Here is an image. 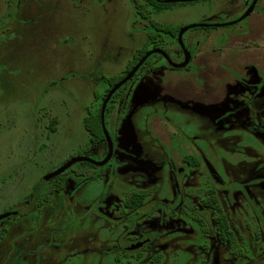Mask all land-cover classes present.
<instances>
[{
  "label": "rangeland",
  "instance_id": "obj_1",
  "mask_svg": "<svg viewBox=\"0 0 264 264\" xmlns=\"http://www.w3.org/2000/svg\"><path fill=\"white\" fill-rule=\"evenodd\" d=\"M18 1L0 0V215L31 209L36 185L74 156H106L105 141L91 149L84 117L100 107L105 78L123 75L148 40L142 23L132 28L131 0H20L21 18L40 13L27 26L15 20ZM253 2H177L151 17L172 26L229 20ZM165 39L175 53L177 40ZM194 39L188 67L154 55L146 67L157 68L140 70L111 102L116 151L107 166L79 176L73 169L83 165L74 164L63 190L0 223V264H264V115L255 117L264 89L248 86L254 77L264 84V0L237 24L186 30L183 41L193 47ZM245 82L250 89L239 90ZM240 107L250 112L245 127L225 121ZM189 157L196 165L180 174ZM209 188L236 235L232 247L200 205ZM145 189L143 205L127 214L125 200ZM150 232L149 247L124 252L128 239Z\"/></svg>",
  "mask_w": 264,
  "mask_h": 264
},
{
  "label": "flooded vegetation",
  "instance_id": "obj_2",
  "mask_svg": "<svg viewBox=\"0 0 264 264\" xmlns=\"http://www.w3.org/2000/svg\"><path fill=\"white\" fill-rule=\"evenodd\" d=\"M194 1H199V0H188V1H185V2H194ZM251 4L252 3H249L248 4V7L250 8V6H251ZM131 5H133V0H131ZM250 5V6H249ZM256 7H257V3H256V6H255V8H254V10L256 9ZM248 8V9H249ZM133 9V8H132ZM247 9V10H248ZM253 10V11H254ZM26 11V10H25ZM25 11L23 10V8H22V6H21V1L19 0L18 1V3L15 5V8H14V11H13V14L15 13V15H14V17H15V20H16V18H20V19H18V20H16V21H18L20 24H23V25H29V24H31L36 18V16H39V14L40 13H36L35 14V17L34 18H32L31 16H30V18H28V19H25V18H21V15L22 16H24L25 15ZM133 11H134V9H133ZM253 11L249 14V15H247L246 17H244V18H242V19H240L244 14H245V11H243L239 16H237V17H234L233 19H229V20H224V19H220V20H212V19H209V20H203V21H201L200 23H204V24H209L208 26H197V27H193V28H207V27H228V26H231V25H234V24H237V23H239V22H241L243 19H245V18H247L248 16H250L252 13H253ZM135 12V11H134ZM242 15V16H241ZM135 17H136V19L133 21V22H131V24L133 23L134 24V22H140V23H142L143 24V27L142 28H138L137 29V31L138 30H145V33H146V36H148V40L146 41V44H145V47L143 48V50H144V52L142 53V54H139V58L135 61L134 60V56H133V60H130V63L129 64H127V66H126V68H125V70H124V73H123V78L133 69V67L135 66V65H137L141 60H142V58L149 52V51H151V50H153V49H159V50H162V52L160 53V52H154V53H152V54H150V55H148L146 58H145V60L143 61V63L140 65V67L135 71V73H134V75L127 81V82H125L121 87H119L114 93H113V95L114 94H116V93H119V91L123 88V86L124 85H126V84H128L129 82H131L136 76H137V74L139 73V71L140 70H143V69H146V71H148L147 72V74H151L150 72H153L157 67H155V65H149L148 67H146L147 66V64H149L150 63V59H151V57H153L154 55H156L157 56V58L159 59V58H162L163 59V61L166 63V65H164V66H168V64L172 67V68H186V67H188L192 62H193V60H194V57H195V47L197 46L196 44H197V42H196V40L194 39V42H193V47L192 46H190L189 44H187V43H185L184 41V47L181 45V43H180V41H179V33H180V30L183 28V27H185V26H179V28H178V30H177V32L176 33H171V32H166L162 27H160L159 25L160 24H162V23H160V22H158V21H155V19H153L152 17H140L139 15H137L136 13H135ZM214 18H217V17H214ZM220 18V17H219ZM25 20V22H23V20ZM240 19V20H239ZM232 22V23H231ZM154 23V24H153ZM133 24H132V28H134V26H133ZM163 25V24H162ZM178 26V25H177ZM149 27H152L153 29H152V31H147V28H149ZM191 29V28H190ZM189 30V29H188ZM147 31V32H146ZM143 32V31H142ZM186 31H184V33H185ZM184 33L182 34V36L184 37ZM170 37V38H173L174 40H177V45H178V49L175 51V53H171L170 51H169V49L166 47V44L167 43H169L170 41H167L166 39H165V37ZM171 36H175V37H171ZM189 51L190 52V60H189V62L185 65V66H180V64L181 63H183L184 61H185V59H186V51ZM178 56H181L180 57V59H178ZM133 61H134V63H133ZM164 66H161V68H164ZM257 69V68H256ZM253 72V71H252ZM255 72H257V70L255 71ZM254 72V73H255ZM249 73H250V75H251V69H250V71H249ZM251 77L253 78V76L251 75ZM123 78H121L120 80H122ZM119 80V81H120ZM119 81H117L113 86H110L109 84H108V91L104 94V98H103V102H104V100H105V98H106V96H107V94L109 93V91L119 82ZM250 88H253V89H258V91L261 89H264V84H263V82L261 81V79H260V77L259 78H257L256 79V77H254L253 78V81H252V84L251 85H248ZM246 88L249 90L250 88H248L247 86H246V82L244 83V84H242L241 85V87H240V89L239 90H241V89H244V90H246ZM261 90H260V94H262V93H264V91L261 93ZM243 93H245L244 91H243ZM255 94H256V92H255ZM113 95H112V97H113ZM264 95V94H263ZM258 96V95H257ZM112 97L110 98V100L112 99ZM243 97H244V94H243ZM109 100V101H110ZM108 101V102H109ZM102 102V103H103ZM254 104H257V103H254ZM258 104H259V102H258ZM261 109V108H260ZM259 109V107L258 108H256V113H255V117H256V119H260L261 118V115H264V110L262 109V110H260ZM232 109H230V107L229 108H226L224 111H222V113H221V119H223V116H227L228 115V113L231 111ZM249 120H251V117H250V112H249V114H248V110H247V108H243V107H240V109H239V112L238 113H235V114H233V115H231V116H229L227 119H225V121H232V122H234V123H237L238 122V124L240 125V126H243L244 124L243 123H247V122H249ZM240 121V122H239ZM246 121V122H245ZM249 124V123H248ZM243 127H245V126H243ZM110 133V136H111V140H112V146H113V152H112V155L110 156V158L105 162V163H103V164H101V165H98V166H100V167H102V166H107L108 165V163L109 162H111L113 159H114V157H115V151H116V140H115V136H113V134L111 133V132H109ZM101 145V143H98V144H96V145H93V144H91V149H95V148H98L99 146ZM104 148H105V151H106V156L103 158V159H101V160H99V159H96V158H94V157H92L91 156V154L90 155H88V154H83V155H78V156H85V157H89V158H91L92 160H94V161H97V162H99V161H103V160H105L106 158H107V156H108V152H109V143H108V141H107V139H106V141H105V144H104ZM88 150H90V149H87V150H85L87 153H91V151H88ZM75 157V156H74ZM185 160H187L186 161V163H187V166H183V167H180L179 169V173L180 174H182V172H183V169H185V167L186 168H188V166H190V167H192V165H196V159H195V157H189V158H185ZM79 162H83V160L82 161H78L77 163H79ZM88 162V161H87ZM92 163V162H91ZM74 164H76V163H74ZM74 164H72L70 167H72ZM94 164V163H93ZM62 166V165H61ZM70 167H68L67 169H65L64 171H62L61 172V174H64V176L67 174V170L70 168ZM56 169V168H55ZM55 169H53L52 171H50V172H48L46 175H48V174H50V173H52ZM73 173L74 174H76V175H79V176H84L85 175V173H83V172H79L78 170H75V169H73ZM45 175V176H46ZM44 176V177H45ZM60 176V174H57V175H55V176H53V177H50L48 180H46L45 182H43L42 184L39 182L37 185H36V188H34V191H33V196H35V207L32 209V210H29L28 209V211H24L23 209H18V210H15V211H20V213H18V214H11V215H13V216H16V215H23V214H29V212L30 211H35L37 208H39V207H41L42 205H43V203L45 202V201H47V199L49 198V193L50 194H52L53 192H59V191H61V190H63L65 187V184H63V186H62V188L61 189H59L58 187H57V185H56V182L58 181V177ZM47 182H52L53 184H52V188H51V186L49 187V189L48 190H46V192H45V190H44V192H41L43 189H44V186H45V184L47 183ZM64 182H65V180H64ZM49 191V192H48ZM145 191H147V195L145 196V198L151 193V190H146L145 189ZM211 191H214V193L216 194V196L219 198V196H218V194H217V191H216V189L215 188H209V189H207L206 191H205V196H203L201 199H200V205H202L203 207H205V208H207V209H211L213 212H214V219H215V210L212 208V207H210V206H208V205H205V204H203L202 203V200L203 199H206L207 197H209V195H210V192ZM41 193H43L42 194V196H41ZM33 196H30V203H31V201H32V198H33ZM145 200V199H144ZM219 200H220V198H219ZM220 203H221V200H220ZM124 206H125V204H124ZM221 206H222V204H221ZM223 208V207H222ZM224 210V209H223ZM10 212H12V211H10ZM125 212L127 213V214H130V213H133V212H131L130 211V209H128V208H126V210H125ZM225 212V211H224ZM227 215V214H226ZM5 219H6V217H4V218H2V219H0V223L1 222H3V221H5ZM198 221L200 222L201 221V219H198ZM201 223V222H200ZM215 223H216V221H215ZM4 229V228H3ZM2 229V230H3ZM2 230H0V231H2ZM5 232V231H4ZM152 233L153 232H150V234H142V236L140 237V238H137L136 240H135V238H133V237H131L130 239H128V241H126L127 243L126 244H124V245H121L122 247H123V250H124V252H128V251H133V250H129V247L131 246V245H133V244H136V243H139V242H142V245L139 247V248H137V249H134V250H139V249H146L147 247H149V245L151 244V243H153V236H152ZM0 234H1V232H0ZM154 234V233H153ZM216 235H217V238H218V240H219V242L221 243V244H223V245H227V246H229V247H232V246H234V245H232V246H230V245H228V244H225V243H223L222 241H221V239H220V237H219V235L217 234V232H216Z\"/></svg>",
  "mask_w": 264,
  "mask_h": 264
},
{
  "label": "trees",
  "instance_id": "obj_3",
  "mask_svg": "<svg viewBox=\"0 0 264 264\" xmlns=\"http://www.w3.org/2000/svg\"><path fill=\"white\" fill-rule=\"evenodd\" d=\"M174 3H177V2H165L163 0H133L134 11L140 17H151V14L153 13V11H156V12L163 11L165 9L170 8ZM159 26L162 27L166 32H171V33H176L179 28V26L177 25L172 26V25L160 24ZM171 37H175V36H171ZM143 52H144L143 48L138 49L134 55V60L136 61L139 58V54H142ZM121 78H123V75L118 74L115 76H109L105 78V80L110 86H113ZM107 91H108V87L106 86L104 92L102 94L99 93L96 99L102 100L103 102L104 94ZM117 95L118 93L114 94L112 99L108 102L106 106L105 116H104L106 128H107V123H108L107 121L108 115L111 111L110 104ZM102 102L100 103V107L98 108V110H88L84 117V126L86 130L89 132L90 143L93 145L102 143V141H106V135L104 132L102 118H101L102 105H103ZM56 123H57V118L53 117L50 120V123L48 125L51 131H56ZM79 164L83 166H80L81 167L80 170L78 169H75V170H78L79 172H83V173H85L86 170L89 168L97 167V164H93L87 161L79 162ZM58 168H56L55 170H57ZM88 178H93V177L89 176ZM64 180H65L64 174L60 173V176L58 177V181L56 182V185L59 189L62 188L64 184ZM146 195H147V191L145 190L135 191L128 196L124 204L128 209H130L131 212H135L143 205ZM31 196H33V193L31 194ZM34 202H35V196H33L32 201H31V204H33V206L29 210H32L36 206ZM202 203L212 207L215 210L216 232L219 235L221 241L230 246L234 245L236 242V235L231 227L229 218L224 212L221 206L220 200L216 196L214 191H211L209 197H207L206 199H203ZM10 217H13V215L8 216L7 218H10Z\"/></svg>",
  "mask_w": 264,
  "mask_h": 264
},
{
  "label": "water",
  "instance_id": "obj_4",
  "mask_svg": "<svg viewBox=\"0 0 264 264\" xmlns=\"http://www.w3.org/2000/svg\"><path fill=\"white\" fill-rule=\"evenodd\" d=\"M165 2H185V1H188V0H163ZM258 0H254V2L251 4L250 8L245 12V14L240 18H244L246 17L247 15H249L255 8L256 6V3H257ZM239 19V20H240ZM232 23V22H231ZM209 24H204V23H196V24H191V25H188V26H185L183 27L181 30H180V33H179V41L181 43V45L184 47V42H183V36L182 34L184 33V31L190 29V28H193V27H197V26H208ZM154 52H162V50H159V49H153L151 51H149L143 58L142 60L133 67V69L122 79L120 80L110 91L109 93L107 94L104 102H103V105H102V113H101V118H102V124H103V128H104V132H105V135H106V139L109 143V152H108V156L105 160L103 161H94L92 160L91 158L89 157H85V156H75L73 157L72 159H70L69 161H67L66 163H64L60 168H58L57 170H55L54 172L46 175L41 181L40 183L42 184L43 182H45L46 180H48L50 177H53L57 174H60L62 171H64L65 169H67L68 167H70L72 164L78 162V161H88V162H92L94 164H97V165H101L103 163H105L109 158L110 156L112 155V152H113V146H112V140H111V136H110V133H109V130L106 128V125H105V121H104V116H105V110H106V106L108 104V101L110 100V98L112 97L113 93L119 88L121 87L125 82H127L135 73V71L140 67V65L143 63V61L145 60V58L154 53ZM190 60V52L187 50L186 51V59L183 63L180 64V66H185ZM20 213V211H12V212H7V213H3L0 215V219L4 218V217H7L9 216L10 214H18ZM142 245V242H139V243H136V244H133L129 247V250H134V249H137L139 248L140 246Z\"/></svg>",
  "mask_w": 264,
  "mask_h": 264
}]
</instances>
